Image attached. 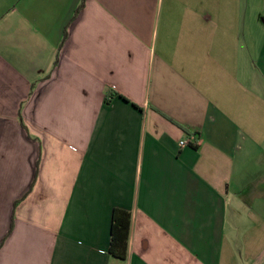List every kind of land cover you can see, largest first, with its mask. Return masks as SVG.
I'll return each mask as SVG.
<instances>
[{
	"label": "crops",
	"instance_id": "crops-1",
	"mask_svg": "<svg viewBox=\"0 0 264 264\" xmlns=\"http://www.w3.org/2000/svg\"><path fill=\"white\" fill-rule=\"evenodd\" d=\"M81 3L0 0V264H264V0Z\"/></svg>",
	"mask_w": 264,
	"mask_h": 264
},
{
	"label": "trees",
	"instance_id": "trees-1",
	"mask_svg": "<svg viewBox=\"0 0 264 264\" xmlns=\"http://www.w3.org/2000/svg\"><path fill=\"white\" fill-rule=\"evenodd\" d=\"M85 2L86 0H82V3L76 12V15H78L79 12L84 8ZM113 217L114 218L112 219L110 254L117 260H124L126 259L128 253L129 235L131 234L130 218L132 217L130 216V214L122 210H115Z\"/></svg>",
	"mask_w": 264,
	"mask_h": 264
},
{
	"label": "built area",
	"instance_id": "built-area-1",
	"mask_svg": "<svg viewBox=\"0 0 264 264\" xmlns=\"http://www.w3.org/2000/svg\"><path fill=\"white\" fill-rule=\"evenodd\" d=\"M199 141L198 138L195 134H191L189 137H187L186 139L180 141V147H185L188 145H192V146H198Z\"/></svg>",
	"mask_w": 264,
	"mask_h": 264
}]
</instances>
